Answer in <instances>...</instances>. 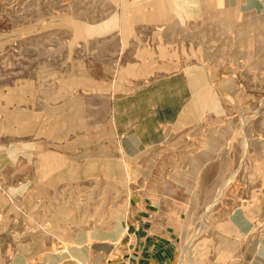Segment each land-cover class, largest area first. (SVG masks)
<instances>
[{"label": "rangeland", "instance_id": "obj_1", "mask_svg": "<svg viewBox=\"0 0 264 264\" xmlns=\"http://www.w3.org/2000/svg\"><path fill=\"white\" fill-rule=\"evenodd\" d=\"M0 264H264V0H0Z\"/></svg>", "mask_w": 264, "mask_h": 264}, {"label": "crops", "instance_id": "obj_2", "mask_svg": "<svg viewBox=\"0 0 264 264\" xmlns=\"http://www.w3.org/2000/svg\"><path fill=\"white\" fill-rule=\"evenodd\" d=\"M46 159V158H45ZM52 159V158H51ZM50 159V160H51ZM37 167V166H36ZM43 168H44V170H41V173L40 174H42V172L43 173H46V174H49V173H51L52 171V165H51V161L49 162V165H46V166H42ZM34 172L36 173V170H34Z\"/></svg>", "mask_w": 264, "mask_h": 264}]
</instances>
